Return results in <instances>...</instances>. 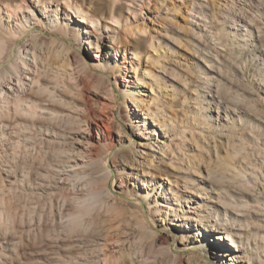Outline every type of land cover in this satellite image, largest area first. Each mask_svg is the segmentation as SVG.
<instances>
[{"label": "bare ground", "instance_id": "1", "mask_svg": "<svg viewBox=\"0 0 264 264\" xmlns=\"http://www.w3.org/2000/svg\"><path fill=\"white\" fill-rule=\"evenodd\" d=\"M173 1L175 12L196 19L191 31L184 29V17L174 29L186 34L196 62L177 57L158 67L164 59L160 37L170 35L153 26L154 34L144 38L149 16L142 9L150 0H0V203H8L12 226L0 233V264H110L115 258L103 251L108 234H79L88 229L83 215L115 190L137 201L139 227L153 236L149 243L148 234L147 242L129 240L126 264H264L263 3ZM156 2L167 11L172 0ZM123 3L131 12L126 17ZM44 35L56 46L50 55L39 48ZM142 50L158 72L137 73L132 59ZM226 67L238 73L237 90ZM117 90L122 121L110 109ZM179 110L181 120L174 113ZM51 137L60 144L52 161L36 151L38 138ZM21 141L26 162L10 151ZM98 169L112 179L111 189L79 188L99 184L92 176ZM56 190L80 209L67 214L68 221L61 217L64 225L57 222L63 232L76 234L45 237L43 244L42 229L30 238L46 248L26 252L28 257L19 251L40 217L36 226L21 224V215L34 209L21 202L23 194L41 202L46 194L59 197ZM155 223L171 240L154 234ZM114 241V247L121 242Z\"/></svg>", "mask_w": 264, "mask_h": 264}, {"label": "rangeland", "instance_id": "2", "mask_svg": "<svg viewBox=\"0 0 264 264\" xmlns=\"http://www.w3.org/2000/svg\"><path fill=\"white\" fill-rule=\"evenodd\" d=\"M152 1V2H151ZM211 1H215V0H210V2ZM260 1V0H259ZM158 2V1H157ZM156 2V0H150V3L148 4V6H146V7H144L142 10H143V12L144 13H146V14H148V16H149V19L147 20H145V25L147 26V31L149 32H147L146 33V35L144 36V38L145 39H148L149 37H148V35L150 34V32L152 31V29H151V27L153 28V26H155L156 28H159L160 30H162L163 32L165 31V32H167L169 35H170V37L169 38H162V37H160V42H159V57H160V59H162V58H164V59H162L161 61L162 62H160V63H158L157 64V66L159 67H163L165 64L166 65H168V64H170V63H172L173 62V60L175 59V58H177V57H185V59L186 60H188L189 61V64H191V63H193V61L194 62H196V60L194 59V57L192 58V56L194 55V53H193V51L190 49L191 48V46L190 47H188L189 46V43H187V38H186V34L185 33H177V32H175V25H178V24H182L183 25V22H182V20H181V18L182 17H184V18H186V20H188V24H187V26H185L184 27V29L185 30H187V31H191V24H190V22L191 21H194V20H196V19H194V17H191L190 15L188 16L187 14H185V16H183V14H184V12H182L183 10H180V11H174L175 10V8L174 7H176V4H175V1H173L172 0V2L171 3H167V5H166V8H167V11H165V10H162V9H159V4ZM241 1H237L236 2V4L238 5L239 3H240ZM263 4H262V3ZM261 4L264 6V0H261ZM146 3V2H145ZM156 3V4H155ZM132 4H129V3H127V7H129L130 6V8L131 7H133V6H131ZM157 5V6H156ZM139 6H140V3H136V9H139ZM124 8V3L122 4V7H121V9H123ZM125 10H123V16H128V15H130V11H126L127 10V8H124ZM177 10V9H176ZM158 12V16L159 17H157V22H155L153 19L150 21V18H152L153 16H152V14L153 15H155L156 13ZM182 12V13H181ZM126 13V14H125ZM236 13H237V11H236ZM238 15H240L239 13H238ZM187 16V17H186ZM246 16V14H241V17H245ZM153 21V22H152ZM157 24H159V25H157ZM208 24V23H207ZM216 26V25H215ZM215 26L214 25H212V26H210V24H208L207 25V27H212L213 29L212 30H214L215 29ZM218 27V26H217ZM221 28V27H220ZM151 29V30H150ZM43 31L44 32H46V33H48L47 31H46V29H43ZM148 34V35H147ZM152 34H154V33H152L151 32V35ZM150 36V35H149ZM148 37V38H147ZM172 37V38H171ZM173 37H175L176 39H180L181 41H178V43H179V45H174V42H173V39H175V38H173ZM50 35H44L43 37H41V39H40V43L42 42V46L40 45L39 46V48H40V50H41V52L42 53H46L45 55H50L52 52H54L55 50H56V46L54 45V44H52V45H50L51 43L50 42H48V41H50ZM169 39V40H168ZM175 39V40H176ZM41 40H44V42L43 41H41ZM171 40H172V42H171ZM174 40V41H175ZM185 40V41H184ZM170 41V42H169ZM176 41V42H177ZM50 43V44H49ZM158 44V43H157ZM188 45V46H187ZM87 46H88V44H87ZM143 51V50H142ZM86 52V51H85ZM121 53L123 54L124 52L123 51H121ZM87 56L89 57V59H90V54H88V50H87ZM126 56V55H125ZM156 56V55H155ZM127 57H131L130 55H128L127 54ZM91 58H92V56H91ZM139 58V59H138ZM130 59H128L127 61H129ZM133 62L134 63H136L137 65H138V72L137 73H141L142 71L141 70H143V71H145L146 72V70H153V71H156V72H158V67H154L153 68V66L147 61L148 60V58H147V55H145V50L141 53V55L139 56H137V57H133ZM150 64V65H149ZM239 65V64H238ZM127 66V68L129 67V65H126ZM171 66V65H170ZM156 68V69H155ZM225 70H226V72L227 73H229L228 75H231L232 76V78H234L235 76L237 77V75H238V73L237 72H235L236 70H233L232 68H230V67H226L225 68ZM235 75H234V74ZM237 73V74H236ZM130 76L132 77V73H130ZM234 78L235 79V81H234V84L232 85V90L234 91V90H237L242 84H240V82H239V79H238V77L237 78ZM111 80H113L112 78H111ZM237 83H239V84H237ZM234 88V89H233ZM116 97V98H115ZM181 96H179L177 99H178V101H179V98H180ZM177 99L175 100L176 102L174 103L175 104V106L178 104L177 102ZM122 101H123V98H122V96H121V93H120V91H116V96H114L113 97V99H112V101H110V103H111V108L110 109H112L113 110V112L115 113V115H116V117H117V119L120 121H122ZM114 107V108H113ZM175 113V116H177V117H179L180 116V110H179V112H177V111H175L174 112ZM178 113H179V116H178ZM121 118H120V117ZM179 119L181 120V119H183V117L182 116H180L179 117ZM52 138V139H51ZM49 140H51L50 142L48 141H42V140H40L39 138L36 140V141H39L37 144V148H36V151H37V153L39 152V154L41 155H43V158H45V159H48V160H56V157L58 156V149L60 148V144H58V143H56L57 141H54V140H56V139H54L53 137H51ZM57 140H61V139H57ZM22 143V141L18 144V145H16V146H14L13 148H11V152H13L18 158V160L19 161H21L22 159L24 160V162H26V160L28 159V157H26V155H25V153L23 154V151L25 152V150L23 149L24 147V144L22 143V145H20ZM19 146V147H18ZM59 146V147H58ZM39 147V148H38ZM40 147L42 148V149H40ZM21 148H22V150L23 151H21ZM13 150V151H12ZM127 150V149H126ZM124 150L123 152H124V154L126 155V153L129 151V150ZM22 152V153H21ZM57 153V154H56ZM129 153V152H128ZM103 154V153H102ZM21 155H22V157H21ZM25 155V156H24ZM56 157H55V156ZM104 155H105V151H104ZM42 157V156H41ZM53 157H55V158H53ZM25 158V159H24ZM27 158V159H26ZM51 158V159H50ZM141 159H139V160H136V165H138L139 166V163L141 162L140 161ZM98 172H95V173H93L92 174V176H93V178H94V181L96 180L99 184H97L96 182L94 183V184H92L93 186H87V187H85V186H83V185H81V186H79V188H81V189H83V190H88V189H91V187H92V189L94 188H99V187H102V186H107L108 184V187H109V189H111V181H112V179H109L108 181H107V179H106V176H103V175H100V174H98L99 173V169L97 170ZM128 171H130V170H128ZM97 175V176H96ZM160 175V174H159ZM157 176V177H159L160 179H161V176ZM97 178V179H96ZM123 178H124V176H123ZM106 179V181H104ZM162 179H163V177H162ZM101 183V184H100ZM107 184V185H106ZM129 187L131 188V186L129 185ZM78 188V189H79ZM28 189V188H27ZM115 190V189H114ZM55 192H59L58 194L57 193H55V194H57L59 197H57L56 196V198H54L53 196H51L50 198H47V197H49L50 195H44L41 199V202H40V199H37L36 197L34 198H32L31 199V197H29L28 198V196L26 197V195H24L23 194V197H22V200H21V202L22 203H24V204H28L29 203V207L31 208V206L30 205H34L33 207H34V209H30V211L32 212H26V213H23V215H21L22 217V220H21V224L23 225V226H25L26 224L25 223H31V222H33V224H34V226H36V224H38V218L40 217V224H38L37 225V228H33L32 230H33V234L31 233V231H30V235H29V240H27L26 241V238H25V240H24V238H23V245L21 246V251H19V252H21V253H24L25 255L27 254L26 252H28V254L29 253H33V252H35V251H37V250H40V249H44V248H46L45 247V245H36V244H34V242L31 240V238L33 239V238H35V237H33V236H37V234H43L44 232H43V230H45V234H46V236H45V234H43V238H42V240L45 238V237H47V239H48V237H49V239L50 238H56V236L57 237H60V238H64L65 236L68 238L69 236H72V235H75L76 233H67L66 231H62L63 229H61V227L59 228L58 227V223L60 224V220H62V221H65V220H63V219H66V218H68L66 215L68 214V216H71V214L72 213H74V212H77V211H79L80 209L78 208V207H76V205H74V204H76L74 201V203L72 202V201H70L69 202V199H64L65 197H64V194L65 193H63V191H60V190H56ZM61 192V193H60ZM125 192V191H124ZM118 191L116 192V190H115V194L113 195V196H111L112 197V199H111V197H109V196H105V195H103L101 198V203H98L97 205H95L89 212H88V214L85 216V215H83L84 217H83V219H82V223H83V228L85 229V227L87 226L88 227V229H87V232L85 231V232H80L81 234H82V236H81V234H79V236L82 238V237H85V238H89L90 237V235L91 236H95L96 235V233L98 234H108L107 235V239H108V241H110V243L109 242H107L106 243V246H105V250H103L104 251V254H106V256L107 257H114L115 259H114V261L113 262H110V264H126V249H127V247L129 246V245H126V244H130V241L132 242V239L133 240H136L138 237H139V239H138V241H140V242H147V240H149L147 243H149L151 240H152V238H153V236L151 235V234H149V233H147L148 235H150V237H149V239H147L148 238V235L145 233L144 234V230H145V228H141V227H139L140 226V223H142L143 222V219H141V218H143V214H142V211L140 210V208L138 207V205H137V201H134L133 203L131 202H128V201H126V200H124V199H122L121 197H118ZM61 194V195H60ZM54 195V194H53ZM47 196V197H46ZM55 196V195H54ZM105 196V197H104ZM117 198H116V197ZM125 196V195H124ZM45 197V198H44ZM54 199H53V198ZM47 198V199H46ZM116 198V199H115ZM119 198V199H118ZM44 199V200H43ZM110 199V200H109ZM24 200V201H23ZM26 200V201H25ZM48 200V201H47ZM51 200V201H50ZM121 200V201H120ZM124 200V201H123ZM133 200V199H132ZM38 201V202H37ZM44 201V202H43ZM103 201H105V203L107 202V204H110L111 202H112V204H110L109 206H106L105 207V204H104V202ZM103 202V203H102ZM126 202V203H125ZM4 203H5V205H4ZM117 205H116V204ZM135 203V204H134ZM8 203L6 202V201H4L3 203H0V227L1 226H3V227H1L0 228V233L1 234H3L1 231H4V227H5V232H7V234H8V232H9V230H10V232L12 231L11 230V228H12V226H8V225H10V224H8L9 222L6 220V216H8V214L6 213L7 212V207H8V205H7ZM11 204V203H10ZM102 204V205H101ZM104 204V205H103ZM106 204V205H107ZM3 205V206H2ZM99 205V206H98ZM108 207V208H107ZM128 207V208H127ZM78 210H77V209ZM36 210V211H35ZM17 211L18 212H22V207H18L17 208ZM136 211H137V213H136ZM36 212V213H35ZM133 214V216L131 215L130 216V214ZM21 214V213H20ZM19 214V215H20ZM34 218H33V217ZM140 216H141V218H140ZM32 217V218H31ZM63 219H62V218ZM20 219V218H19ZM30 219H31V221H30ZM60 219V220H59ZM70 218H68V220H69ZM37 222H36V221ZM67 220V219H66ZM67 220V221H68ZM140 220H142V222L140 221ZM5 221V222H4ZM24 221V222H23ZM127 221H129V222H127ZM17 222V221H16ZM36 222V223H35ZM58 222V223H57ZM140 222V223H139ZM6 223V224H5ZM28 223V224H29ZM5 224V225H4ZM44 224V225H43ZM65 224V222L62 224V225H64ZM130 226V229L132 230V231H134V232H132L131 230H129V226ZM139 224V225H138ZM18 225H20V223H18ZM17 225V226H18ZM40 225V226H39ZM61 225V224H60ZM61 225V226H62ZM86 225V226H85ZM42 226V227H41ZM44 226H46V227H44ZM131 226H132V228H131ZM137 226V227H136ZM10 228V229H9ZM127 228H128V230H127ZM136 228V229H135ZM36 229H38V231H39V233H37L38 231L36 230ZM43 229V230H42ZM135 229V230H134ZM143 230V232H142V235L144 234V235H146V238H143V237H145L144 235L142 236V235H139L138 236V232H139V234L141 233V231ZM8 230V231H7ZM61 230V232L64 234V236L61 234V232H59ZM153 230H154V234H156L157 232V234H156V236L158 237V238H168L169 240H171L170 239V237L168 236V233L169 232H167V231H164V230H162L161 229V227H160V225L159 224H157V223H155V226H153ZM37 231V232H36ZM47 231V232H46ZM103 231V232H102ZM127 233H126V232ZM128 231H130V232H128ZM135 231H138L137 233L135 232ZM41 232H43V233H41ZM65 232L68 234V236H67V234L65 235ZM108 232V233H107ZM145 232H147V229H146V231ZM48 233V234H47ZM85 233V234H84ZM125 233V234H124ZM128 233H129V235H128ZM10 234V233H9ZM89 235L88 237L87 236H85V235ZM125 236H127L128 235V237H129V239H128V241H129V243H128V241H127V237H125ZM133 234V235H132ZM52 236V237H50V236ZM55 235V236H54ZM84 235V236H83ZM39 236V235H38ZM37 236V237H38ZM63 236V237H62ZM124 236V237H123ZM132 236H137L136 238L135 237H132ZM142 236V237H141ZM26 237V236H25ZM31 237V238H30ZM112 237V238H111ZM114 238V239H113ZM143 239V241H141L142 239ZM116 239H118L119 241H121L120 242V244H118L119 242H118V240H116ZM125 239V240H124ZM141 239V240H140ZM147 239V240H146ZM46 240V238L44 239V241H42L43 242V244L46 242L45 241ZM114 240H116V241H114ZM145 240V241H144ZM111 241H114V242H118L117 243V246H113V245H116L115 243L114 244H112L113 242H111ZM123 241H125L124 243H123ZM138 241L136 242H132V243H138ZM25 242V243H24ZM30 242V243H29ZM33 242V243H32ZM38 241H36V243H37ZM27 243V244H26ZM131 243V244H132ZM31 245V247L33 248V249H31L30 248V245ZM146 244V243H145ZM34 245H36V249L34 248ZM135 246H136V244H134ZM134 245H133V247H134ZM27 248V250H26V248ZM25 249V250H24ZM29 249V250H28ZM123 249H124V251H123ZM135 249H137L136 247H135ZM19 250V249H18ZM30 250H32L31 252H30ZM24 251V252H23ZM179 253H181V254H183V255H186V251L184 252V251H179ZM26 255V256H28L29 257V255ZM117 258V259H116ZM125 261V262H124ZM44 264H46V263H44ZM48 264H54V263H48Z\"/></svg>", "mask_w": 264, "mask_h": 264}]
</instances>
